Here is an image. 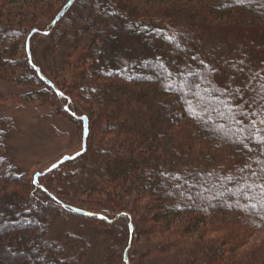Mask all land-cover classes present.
I'll list each match as a JSON object with an SVG mask.
<instances>
[{"label":"trees","instance_id":"obj_1","mask_svg":"<svg viewBox=\"0 0 264 264\" xmlns=\"http://www.w3.org/2000/svg\"><path fill=\"white\" fill-rule=\"evenodd\" d=\"M66 1L0 0V81L39 88L30 99L63 100L30 63L26 40L39 14L55 16ZM43 30L75 56L71 81H52L92 102L109 134L35 183L9 157L0 125V264L87 257L85 241L66 257V246L47 240L43 195L101 213L127 237L131 220L166 264H264V145L237 111L264 107V0H76ZM93 195L92 204L78 200ZM109 242L117 259L102 264H125L129 240Z\"/></svg>","mask_w":264,"mask_h":264},{"label":"rangeland","instance_id":"obj_2","mask_svg":"<svg viewBox=\"0 0 264 264\" xmlns=\"http://www.w3.org/2000/svg\"><path fill=\"white\" fill-rule=\"evenodd\" d=\"M61 5L62 3L58 4L55 11H59L58 7ZM54 14H39L37 16L38 21L35 24L39 27V32L33 36L34 46L31 60L33 64L36 63V68H40L46 77L48 75L51 78L47 77L51 81H54L59 73H64L62 77L68 76L67 82H70L69 77L71 76L67 73L69 69L66 67L67 59L73 61L75 56H69V46L61 44L57 47L49 38L48 33L43 32L46 27L50 28L56 25H51ZM125 22L126 20H123L124 24ZM61 67L64 71L60 70ZM37 89L39 88L14 81H0V92L4 96L0 101V122L2 123L0 125L7 129L6 147L9 148V157L16 163L19 171L26 173L28 177H33L37 171L44 173L42 175L44 176L49 172L47 169L64 155L73 156L80 153L84 142L81 121L83 114L86 113L93 117L91 135L86 139V149L93 147L96 149L97 144L103 140V133L109 134L106 130L101 129L104 127L103 118L96 120L87 108L92 102L82 96H76L74 92L68 93L66 88L64 90L67 95L63 93V100L60 101L53 100L48 96L30 99L29 94ZM104 140L107 141L106 138ZM96 197L98 196L78 197V200L88 201L92 204ZM38 198L49 203L48 206H45L47 240L56 241V243L66 246V257L72 256L80 250L79 248L85 241L89 247V253L82 264H102L105 258H111V256L117 259V253L110 248L112 242H109L110 237H116L121 248L127 240H129L128 244L131 243L129 248L131 264H166L171 262V259L163 261L164 257L158 256L159 253L154 249L156 241L143 238V235L141 236L137 230L134 232L133 229V233L127 237L126 229L121 223L118 224L119 228L110 229L111 227L106 222L96 219L97 216L90 218L71 213L45 195ZM41 211L39 205L31 210L35 215L40 214ZM130 223H132L131 220L129 225ZM35 248L34 246L32 249ZM23 252L28 255L30 250L26 249ZM39 257H42L41 252H39Z\"/></svg>","mask_w":264,"mask_h":264},{"label":"water","instance_id":"obj_3","mask_svg":"<svg viewBox=\"0 0 264 264\" xmlns=\"http://www.w3.org/2000/svg\"><path fill=\"white\" fill-rule=\"evenodd\" d=\"M76 0H72L71 3H69V0H67L63 6L59 9V11L57 12V14L55 15V17L53 18L52 22H51V25H55L57 24V22L65 15V13L67 12V10L75 3ZM39 32V29L38 28H34L32 29V31L29 33L28 37H27V40H26V51H27V55L29 57V61L30 63H32V60H31V57H32V54H31V50H30V46H31V39L32 37L37 33ZM44 33H48V30H44L43 31ZM36 71H37V74L39 75V77L49 86H51L56 93L58 94H62L61 90L56 86L55 83H53V81H51L49 78H47L45 75H43L42 71L40 68H36ZM81 120L83 121V139H84V142H83V149L80 151V152H85L86 150V139L89 135V117L87 115H82L81 116ZM76 155H64L59 161L53 163L49 169H47V171H50V170H53L55 168H57L60 164L66 162L67 160L69 159H72L74 158ZM55 165V167H54ZM45 171V172H47ZM44 173L42 172H36L35 175H34V178H35V183L37 182L39 176L43 175ZM65 208H67L69 211L73 212V213H76V214H79V215H83V216H97L99 219H104L105 216L101 213H97L95 215V213L89 211V210H86V209H82V208H79V207H75V206H71V205H65ZM130 235L133 233V225L132 223H130ZM131 246V243H129V245L126 247L125 251H124V261H125V264H131L130 261H129V248Z\"/></svg>","mask_w":264,"mask_h":264},{"label":"snow or ice","instance_id":"obj_4","mask_svg":"<svg viewBox=\"0 0 264 264\" xmlns=\"http://www.w3.org/2000/svg\"><path fill=\"white\" fill-rule=\"evenodd\" d=\"M71 2L72 0H69V3ZM238 2L243 3L244 0H238ZM257 75H259V73H257ZM233 91L236 93V95L240 97L241 100H243V95H241V89H234ZM261 99L264 100V97H262ZM254 102L255 100L253 99V103ZM237 111H239L242 116L248 118L249 120V123L246 126L250 130L249 139L255 138L260 145H264V127H260V128L257 127V124L264 126V107L257 109L255 112H253V110L249 108V110L245 112L241 106L237 105ZM253 117L256 118L253 119ZM256 133H260V134L257 135ZM261 188L262 190H264V185H261Z\"/></svg>","mask_w":264,"mask_h":264}]
</instances>
